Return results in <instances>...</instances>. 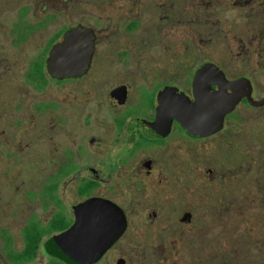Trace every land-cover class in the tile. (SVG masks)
<instances>
[{"label":"flooded vegetation","instance_id":"flooded-vegetation-1","mask_svg":"<svg viewBox=\"0 0 264 264\" xmlns=\"http://www.w3.org/2000/svg\"><path fill=\"white\" fill-rule=\"evenodd\" d=\"M100 1L0 0V264H82L68 254H57L67 250L64 243H49L77 223L78 214L86 210L83 205L92 198L111 202L117 208L113 211L123 212L127 225L104 254L88 264L129 260L135 264L137 257L132 255L141 253L144 258L155 254L153 264H165L168 257L166 262L157 257L165 239L158 246L155 233L172 227L184 229V235L185 228L195 229L198 240L194 234L186 235L182 248L202 257L208 251L202 244L206 220L223 229L221 222H233L235 244L239 218L249 221L243 217L247 215H231L236 198H214L207 215L204 203H198L196 211L195 199L185 195L196 185L204 189L205 171L218 188L237 187L238 173L243 172L241 155L232 148L235 141L230 137L238 134L228 127L238 120L255 126L258 118L236 116L242 108L264 113V104H255L264 99V86L254 71L230 73L221 60L206 58L202 45L205 29L221 26L215 9L226 6L260 13L262 28L240 38L239 45V37H232L238 52L230 48L228 53L229 61L244 57L248 62L251 53L264 61V0H132L130 11L117 18L104 11L111 0ZM181 25L192 29L193 38L174 41L173 30ZM79 29L89 38L95 36L91 61L84 72L60 77L50 70L52 51ZM208 63L219 67L228 82H248L252 102L243 96L220 130L193 136L177 118H162L160 108L163 103L194 102L197 73ZM207 81L213 91H220L221 77L212 74ZM242 86L249 90L247 84ZM260 126L252 127L250 135L261 153L250 154L257 158L248 164L246 176L251 187L258 181L262 185L250 197L262 206L264 127ZM223 141L230 144L225 156L220 154ZM207 142L220 150L214 167H206ZM163 190H170V197H162ZM248 228L254 232L252 222ZM248 235L247 253L257 249L264 254L260 238ZM211 248L215 264L237 259L234 246Z\"/></svg>","mask_w":264,"mask_h":264},{"label":"rangeland","instance_id":"rangeland-1","mask_svg":"<svg viewBox=\"0 0 264 264\" xmlns=\"http://www.w3.org/2000/svg\"><path fill=\"white\" fill-rule=\"evenodd\" d=\"M98 2L101 3L100 0H98ZM94 6H99V5L94 4ZM131 6H133L132 0H111V3L109 4L108 7L104 9V11L107 12L109 15H113L117 18L124 14H127V12L130 11ZM225 8L226 6L224 8H221V10H218V9L214 10V12H218L217 17L215 19L217 18L220 19L221 26L217 27L218 29H210V28L205 29L206 45L204 46L202 45L203 54L206 58L221 60L220 62H224L230 73H240L242 71H245V69H247L248 71L247 73L254 71L255 72L254 75L257 77V81L259 85L264 86V61L262 60L257 61L256 55L253 53L249 55L253 57L248 62H247V58H244V57L237 59L238 61H235V62L229 61V55L231 54L228 53L229 52L228 49L230 48L232 50L234 49L233 53L238 52V47L236 48L235 41L232 39V37H239L238 42H237V45H239L240 38L250 37L253 35V33H255L256 31H259L262 28V26L259 27L258 23L259 21H263V19L262 17L258 18V15L260 13L253 14V13H247L245 10H241V9L231 10L230 8L228 9H225ZM186 37L193 38L192 29L190 30L188 29L187 26H183V25L174 28L173 30L174 41H178L179 39L180 41H182V39H185ZM210 37L212 38L210 39ZM210 40H211V43H210ZM252 48L254 50L255 47H252ZM177 50H179V48H177ZM236 118H242V119L258 118L259 119V121H255V126H251L247 122L238 120L235 126L228 127L229 130H232L234 131V133L238 134L237 137L236 136L230 137V138H233L235 141L234 142L235 145L232 148L233 149L237 148L238 153L241 155V158H240L241 164H242L241 170H243V172L238 173V177L236 179L237 187L234 188L233 191H231V189H227V187H225L226 189L225 188L220 189L218 188L219 186H217L216 184L214 185V181L211 175L207 173V171H205V174L203 175V180L205 181V187L202 186L204 187V189L201 191L197 188L198 186L196 185L195 187H192L190 190H188L185 196L187 198L195 199L193 204H195L194 208L196 211L199 209L197 206L198 203H204V208L206 209L205 213L207 215H209V213H207V209H208L207 206L211 204L214 198L221 197V198H226L227 200L231 198H234V199L236 198L238 199V204L236 205L237 211L235 210V208H232L233 212L231 213V215L243 214V215H247V219H250L252 218V216L256 214H259V215L264 214V204L261 206L260 202L253 200V198L252 199L250 198L252 195V192H254V190L259 191L262 185L258 181L257 183H254V185H252L251 187L250 183L249 185L247 184L248 183L247 178L249 176L248 177L246 176L248 164L253 163L254 162L253 159L257 158V157L250 156V154L258 156L261 153L260 148H257L255 145L256 141L252 142L253 138L250 134H254V129L256 128V126H257V130L260 125H261L260 127H264V113H261V114H256L255 112L251 113L250 111L242 108L239 111ZM252 127H255V128L251 130ZM256 133L258 132L256 131ZM216 146H215V143H208V142L206 143V148H205L206 167L213 165L212 163L215 161L214 160L215 157L219 154V153H216L220 151L219 149H217L218 151L215 149ZM222 146L223 148L220 154L221 156H225V153H226L225 151L228 150V147L230 146V144L228 141H223ZM239 162L240 161H237L236 164H238ZM212 167H214V165ZM227 185L228 183H226L225 186ZM169 191L170 190H167V191L163 190L162 197H170L167 193ZM178 192L179 191H174V195L178 194ZM255 198H260V197H255ZM200 199H203V200H200ZM244 206H246L245 211L247 212V214L243 212L242 207ZM226 207H231V205H227ZM215 208L219 209V205L215 206L213 210ZM217 211L212 212V213L217 214ZM201 212L202 211H198L197 213H201ZM229 213L230 212L228 211L225 214H229ZM253 224H254L253 234L258 233V232H264V226L263 228H260V225H258L257 223H253ZM207 225H209L210 227L208 231H206ZM204 227H205V231H203L202 236L204 237L205 242H202V244L205 247L207 246V250L209 251V252L207 251V253L204 252L203 253L204 256L202 255V257L201 256L199 257L200 254L198 255V252L188 254L182 248V246L184 245V240H185L184 236L194 234V237L198 240L195 229L185 228V231H188V232H186L184 235V229H177V227H172L171 231L169 232H166V230H158L155 233V239H156V243L158 246L160 245V243H162V240L165 239V244H164L165 247L162 248V250L158 251V255H157L158 259L161 258L164 262H166L165 257H168V261L165 264H176V263L177 264H189V263L190 264H215V262L217 261L216 254L210 253V251L212 250L211 246H213L214 243H212L210 240L213 238V236H215L214 233H217L219 227L213 229V227L210 226L209 224V220L205 221L203 228ZM246 228H248L246 221H242L238 223V229H237L238 239L242 240V242L244 239V242L247 244L248 240L245 238L250 236L248 235V232L251 235L253 234L249 228L247 232ZM223 230L226 235L224 239L227 240L228 245L234 244V237L232 236L233 232L231 231V229L228 228V229H223ZM243 232L246 233L248 236H243L244 235ZM143 233H146V234L145 236L144 234H142V240L146 242L149 240V233L146 230ZM240 244L241 246H243L242 243ZM258 244L259 245L262 244L264 247V233H263V238H260V241ZM197 247H198V243H196V248ZM170 248L172 249V252H170L169 254L168 250ZM256 251L257 249L254 251V253L249 254V253H246L244 249H242L238 259H233L229 257L227 259V264H244L242 262H238L239 259L243 260V262L244 260H247L248 262L250 261V263L253 262V264L256 261L259 263L263 262L262 264H264L263 252H260V254H258ZM232 255H234V253H232ZM133 256L137 257L135 264H153L155 254H152V253L146 254V258H144V254L142 253L133 254L132 257ZM140 258H142V260L140 261V263H138L137 261ZM248 262H245V263L248 264ZM128 264H134V262L129 260Z\"/></svg>","mask_w":264,"mask_h":264},{"label":"water","instance_id":"water-1","mask_svg":"<svg viewBox=\"0 0 264 264\" xmlns=\"http://www.w3.org/2000/svg\"><path fill=\"white\" fill-rule=\"evenodd\" d=\"M79 29L67 36L64 44L54 47L52 57L49 60L50 70L60 77L78 75L84 72L91 61L94 49V37L83 35ZM216 74L221 77L220 91H213L212 83H207L208 76ZM248 85L249 90L245 86ZM231 93L226 94V90ZM251 86L243 79L228 82L226 77L220 73L219 67L214 64H205L197 73L195 79V101L188 103H174L167 106L161 105L162 118H177L185 130L193 135L209 136L221 129L225 116L232 112L243 96L251 98ZM244 93V94H243ZM165 96V94H164ZM184 101V100H183ZM254 103V102H253ZM264 104V99L255 104ZM86 210L79 213L77 223L61 236L53 238L49 245L64 243L67 247L65 252L57 254H68L78 263L88 264L100 258L112 242L122 234L127 222L122 211L115 212L117 208L99 198H92L84 205ZM105 208L106 212L88 211V208Z\"/></svg>","mask_w":264,"mask_h":264},{"label":"trees","instance_id":"trees-1","mask_svg":"<svg viewBox=\"0 0 264 264\" xmlns=\"http://www.w3.org/2000/svg\"><path fill=\"white\" fill-rule=\"evenodd\" d=\"M246 208V207H245ZM245 208H244V210H243V212L245 213V214H247V212L245 211ZM244 218H246L247 219V216H243ZM247 220H249V221H246L247 222V225H249L250 224V222H252V223H257L258 225H261L262 223H264V214H256V215H254V216H252V218H250V219H247ZM243 220L242 219H240L239 218V220H238V223H240V222H242ZM237 223V222H236ZM207 224V223H206ZM209 224H210V226H212L213 227V221H210L209 220ZM221 224L223 225H225V229L226 228H230V226H232V224H233V222H231V221H229V222H221ZM223 225V226H224ZM222 227V226H221ZM221 227L219 228V229H221ZM209 225H207V227H206V231H208L209 230ZM224 227H222V229H223ZM260 228H263V227H260ZM214 229V228H213ZM212 229V230H213ZM218 229V231H217V233H214V235L215 236H213V238H212V241H213V243H214V245L215 246H218V245H228V242H227V240H225L224 238H225V233H224V230H222V231H220ZM238 229V228H237ZM247 229V232H248V228H246ZM261 230V229H260ZM262 231V230H261ZM264 232H258V233H255V234H253L254 235V237H260V238H263V236H262V234H263ZM243 236H248L246 233H244L243 232ZM218 237V238H217ZM216 239H217V241H216ZM245 239H247L248 240V243L246 244L245 242H244V239H243V242H242V240H240V239H238L237 238V241H236V244L234 243V244H230V245H228V246H234V248L236 249H234L235 250V254H236V256H237V259H238V257H239V255H240V253H241V251H242V249H244V251L247 253L248 252V247H250L251 246V243H249V237H247V238H245ZM230 242V241H229ZM240 243H242L243 244V246H241V244ZM240 244V245H239ZM32 246V245H31ZM228 255V254H227ZM223 257H227L226 255H223ZM225 260H227L226 258L225 259H223V260H221L220 261V264H226L225 263ZM238 262H242V263H244V264H246L245 262H248L247 260H244V262H243V260H238ZM248 264H251L250 263V261L248 262Z\"/></svg>","mask_w":264,"mask_h":264}]
</instances>
